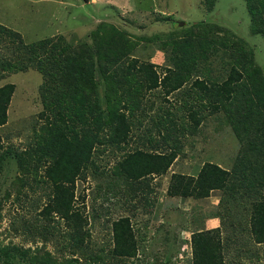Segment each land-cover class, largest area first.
Here are the masks:
<instances>
[{"label": "trees", "instance_id": "trees-1", "mask_svg": "<svg viewBox=\"0 0 264 264\" xmlns=\"http://www.w3.org/2000/svg\"><path fill=\"white\" fill-rule=\"evenodd\" d=\"M216 2L206 0L210 9ZM246 2L252 33L264 38V0ZM214 28L222 30L217 24L197 23L185 31L191 33L183 39L168 42L165 46L173 48L174 68L162 77L157 65L132 59L137 39L111 23L100 25L91 34V40L77 48L58 41L63 37L27 44L18 32L0 24V38L14 37L12 44L4 48L5 54L13 57L7 60L0 54V80L7 75L4 73L27 71L31 67L42 73L44 79L39 88L43 108L40 117L44 123L32 143L26 149L3 153L0 137V163L8 154L21 167L34 165L33 176L18 177L14 188L10 187L11 191H6L0 200V227L2 204L13 196L12 191L21 203L35 195L40 184L50 185L49 202L38 213L42 223L34 227V232L48 241L57 231L61 232L60 221L64 220L69 230L65 248L71 251V258L65 262L45 260L41 264H81L82 260L84 264H124L136 258L140 243L129 216L113 221L110 240L101 248L95 246L88 227L90 215L78 204L77 180H87V171L92 170L95 176L114 181L116 192H112V183L106 187L113 196H130L120 189L125 185L136 192L131 199L140 198L141 194V200L148 201L154 192L151 181L167 175L182 155V138L196 135L211 114L222 112L225 124H229L241 144L232 169L204 162L194 175L173 173L167 194L203 200L214 191H230L234 198H258L257 193L264 188V71L255 63L254 48L245 43L248 51L241 46L240 53L226 52L233 65L227 79L220 82L210 69L205 72L201 64L214 55L219 45L228 46L226 40L217 41L211 34ZM200 74L204 79H199ZM191 75L197 77L191 93L181 103L185 116L174 114V108L163 110V114H157V120L151 117V126L138 141L134 140V126H142L148 117L141 100L143 90L162 89L163 95L169 96L182 90ZM16 89L14 83L0 87V127L8 123ZM164 101L170 103L167 97ZM131 140L136 146L128 152L126 146ZM108 148L125 153L110 171H100L95 155ZM252 205L250 233L254 243L262 245L264 199L253 201ZM191 242L193 264H226L218 229L194 232ZM20 252L17 246L0 243V264H22L17 259Z\"/></svg>", "mask_w": 264, "mask_h": 264}, {"label": "rangeland", "instance_id": "rangeland-1", "mask_svg": "<svg viewBox=\"0 0 264 264\" xmlns=\"http://www.w3.org/2000/svg\"><path fill=\"white\" fill-rule=\"evenodd\" d=\"M201 22L222 27L221 32L214 28L211 34L217 41L226 40L228 44L227 47L219 45L214 55H209V60L201 64L205 72L210 69L212 76L218 77L220 82L227 79L233 65L226 52L240 53L241 46L246 51L248 46L254 48L255 63L264 71V38L252 33L246 0H217L213 9L206 0H0V24L18 32L27 44L63 37L65 40L59 38L58 41L77 48L90 41L91 34L100 25L111 23L137 39L132 59L157 65L162 77L165 71L174 68L171 61L173 48L165 45L171 40L183 39L191 33L186 30ZM13 38L11 35L0 38V54L7 60L13 56L5 54L4 48L12 44ZM143 38L153 40L146 42ZM4 74L7 75L0 80V87L11 83L17 86L8 110V123L0 127L2 152L8 153L11 149H26L41 130L44 122L40 117L43 108L39 88L44 79L42 73L33 67ZM196 77L191 75L182 90L169 96H164L162 89L143 90L141 100L148 117L142 126H134V140L138 141L151 126V117L157 120V114H163V110L174 108V114L185 116L181 103L187 99L186 94L191 93ZM199 77L204 79L202 75ZM165 97L170 103L164 101ZM225 120L222 112L211 114L203 120L196 135L187 134L182 138V155L167 175L151 181L154 192L148 201L141 200V194L140 198L131 199L136 192H131L125 185L120 189L130 196H113L106 187L112 183V192H116L114 181L97 177L92 170L87 171V180L80 177L77 180L78 204L90 215L88 227L95 246L101 248L110 240L113 221L129 216L140 246L138 256L124 264H193L192 234L216 229L224 245L226 264H264V244H255L250 233L252 202L264 199V188L257 193L258 198L242 195L234 198L230 191H214L210 198L203 200L167 194L173 173L194 175L204 162L232 169L241 144ZM134 140L126 146V151L134 150ZM124 153L120 149L108 148L103 154H96L100 171H110ZM33 168V164L21 167L14 156L6 154L0 163V200L6 191H11L10 187L14 188L18 177L33 176ZM50 194L51 186L40 184L38 192L29 199H22L19 203L12 191L13 196L2 204L0 243L19 247L21 252L17 259L22 264H41L45 260L65 262L71 258V251L65 248L69 230L64 220L60 221L61 232L57 231L48 241L34 232V227L42 223L38 213L49 202L47 196ZM74 257L78 258L77 255ZM80 263L84 264L83 260Z\"/></svg>", "mask_w": 264, "mask_h": 264}, {"label": "clouds", "instance_id": "clouds-1", "mask_svg": "<svg viewBox=\"0 0 264 264\" xmlns=\"http://www.w3.org/2000/svg\"><path fill=\"white\" fill-rule=\"evenodd\" d=\"M201 231V230H200Z\"/></svg>", "mask_w": 264, "mask_h": 264}]
</instances>
